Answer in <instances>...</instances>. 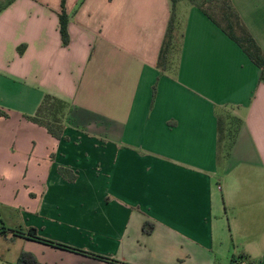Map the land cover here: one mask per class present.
<instances>
[{
    "label": "crops",
    "instance_id": "crops-1",
    "mask_svg": "<svg viewBox=\"0 0 264 264\" xmlns=\"http://www.w3.org/2000/svg\"><path fill=\"white\" fill-rule=\"evenodd\" d=\"M60 1L0 13V264H264L260 70L185 1L166 70L169 0H65L63 46ZM231 3L264 54V0ZM45 95L60 140L26 118Z\"/></svg>",
    "mask_w": 264,
    "mask_h": 264
},
{
    "label": "trees",
    "instance_id": "trees-1",
    "mask_svg": "<svg viewBox=\"0 0 264 264\" xmlns=\"http://www.w3.org/2000/svg\"><path fill=\"white\" fill-rule=\"evenodd\" d=\"M15 0H9L7 4L0 9V13L10 6ZM170 1V19L164 35L162 46L159 52L157 60V68L160 70H166L169 65V56L173 53L177 46V40L180 39L181 34H178L175 21V7L180 1H185L188 4L199 9L210 21H212L220 30L232 40L248 57V59L260 70V83L264 84V54L259 46L256 44L248 30L243 25L237 11L234 9L231 0H214L217 5V13H212L208 9H204L201 5H194L191 0H169ZM212 1V0H208ZM68 15L65 11V0L60 1V13L58 14V27L61 42L63 46H67L69 42V36L67 32ZM21 46L17 49L18 54H22ZM153 97L155 95V86L152 89ZM66 107V103L60 101L49 95H45L40 103L36 114L33 117H26L29 121L41 126L46 132L54 139L60 140L62 138L66 122L57 119L58 113L63 107ZM44 116L52 119H44ZM0 116L5 117V114L0 112ZM221 119L218 120V142L221 141V135L223 132ZM58 173L68 182H73L75 176L71 171L63 168L58 169ZM152 230V226L148 222H144L142 225V232L147 234ZM8 232L5 228L0 227V235H5ZM27 236L32 240L44 242L55 247L71 249L67 246L48 241L39 238L35 229H29ZM15 264H39L36 258L26 252H21L19 258Z\"/></svg>",
    "mask_w": 264,
    "mask_h": 264
},
{
    "label": "rangeland",
    "instance_id": "rangeland-1",
    "mask_svg": "<svg viewBox=\"0 0 264 264\" xmlns=\"http://www.w3.org/2000/svg\"><path fill=\"white\" fill-rule=\"evenodd\" d=\"M8 1L9 0H0V9H2L7 4ZM191 3L194 4V5H201L202 4V7L204 9H208L212 13H217V5H218L217 3L218 2L216 3L214 0H212V1H208V0H191ZM69 112H70V106L66 104V107L64 106L60 110V112L58 113L57 119H60L63 122L68 121ZM44 115L45 114L42 115L44 119H52V118H47ZM2 216H6L5 213H2ZM3 222H7V224H9L8 222H10V221L7 220L5 217H3Z\"/></svg>",
    "mask_w": 264,
    "mask_h": 264
},
{
    "label": "built area",
    "instance_id": "built-area-1",
    "mask_svg": "<svg viewBox=\"0 0 264 264\" xmlns=\"http://www.w3.org/2000/svg\"><path fill=\"white\" fill-rule=\"evenodd\" d=\"M238 264H246L245 262H240V263H238Z\"/></svg>",
    "mask_w": 264,
    "mask_h": 264
}]
</instances>
